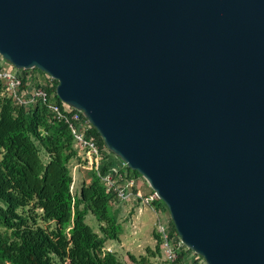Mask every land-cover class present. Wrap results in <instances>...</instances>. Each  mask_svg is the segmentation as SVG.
Returning <instances> with one entry per match:
<instances>
[{
  "label": "water",
  "instance_id": "water-1",
  "mask_svg": "<svg viewBox=\"0 0 264 264\" xmlns=\"http://www.w3.org/2000/svg\"><path fill=\"white\" fill-rule=\"evenodd\" d=\"M0 55L57 82L207 264H264V0H0Z\"/></svg>",
  "mask_w": 264,
  "mask_h": 264
},
{
  "label": "trees",
  "instance_id": "trees-1",
  "mask_svg": "<svg viewBox=\"0 0 264 264\" xmlns=\"http://www.w3.org/2000/svg\"><path fill=\"white\" fill-rule=\"evenodd\" d=\"M18 71L28 100L29 89L41 86L34 76L43 79L45 73L37 68ZM56 84L46 90L63 108ZM91 134L100 147V166L89 172L90 183L74 191L70 164L82 160L69 125L41 101L17 104L0 81V264H160L157 259L164 254L157 227L156 247L139 256L128 252L131 263L108 250L107 243L119 242L123 234L117 206L122 201L102 179L115 175L124 184L142 176L123 167L93 127ZM152 207L164 220L166 205L157 200ZM90 213L98 231L86 222ZM168 225L171 234H177L171 219ZM189 252H179V264H190Z\"/></svg>",
  "mask_w": 264,
  "mask_h": 264
},
{
  "label": "built area",
  "instance_id": "built-area-1",
  "mask_svg": "<svg viewBox=\"0 0 264 264\" xmlns=\"http://www.w3.org/2000/svg\"><path fill=\"white\" fill-rule=\"evenodd\" d=\"M0 65V81L3 82L5 86V92L9 96H11L17 104L36 103L38 101H41L43 104H45L49 112H51L58 120H62L69 125L75 138L76 147L78 149L85 150L84 152L86 153V156L91 160L93 169L98 171L100 166L101 154L98 141L96 140V137L91 134V128L93 126L81 111L65 103L64 107L62 108L58 103L53 102L50 98V94L46 90L47 86L53 87L56 83L58 84V82L47 73H45L43 79L37 73L38 75L34 77L37 78L36 80L41 86L31 87L29 89L31 93L27 94L29 97H27L28 100H26L25 95L27 91L21 90V73L15 67L14 68L16 69V71H13L11 68L12 65L9 64V62H7L1 55ZM122 166L125 167L127 165L123 162ZM115 172L117 173L116 170ZM102 180L106 184L108 189L113 194H115L122 202L141 200L140 202L142 204L153 208V202L159 200L157 194L154 191H152V193L148 196L143 195L137 188L135 180H128L127 182L125 181V183L122 184V182H119L118 178H116L115 175H109L107 177H104ZM156 214V227L158 232L162 235L164 259L167 264H179V252L182 250H187L188 248L184 245L178 233L171 234V229L170 227H168L169 225L162 220L157 212ZM189 253L191 254V258L188 254L190 264H207L205 260L198 254L194 253L191 250Z\"/></svg>",
  "mask_w": 264,
  "mask_h": 264
},
{
  "label": "rangeland",
  "instance_id": "rangeland-1",
  "mask_svg": "<svg viewBox=\"0 0 264 264\" xmlns=\"http://www.w3.org/2000/svg\"><path fill=\"white\" fill-rule=\"evenodd\" d=\"M11 68L13 71H16L13 66ZM78 151L80 160L82 161L77 162V160H74L70 164L74 191H77V188L81 186L80 181L85 180L89 176V172L93 170V165L91 160L86 156L85 150L78 149ZM135 183L143 195L148 196L152 193V189L143 177H139ZM137 202L138 200H133L117 204L121 209L120 216L123 224V234L119 242H108L106 245L108 250L116 251L122 259H126L127 261H129L128 252L139 256L145 254L148 247L155 248L157 244L154 239L157 222L156 211L145 204H138ZM162 212L161 215L164 218L162 220L166 224H169V220L171 219L169 211ZM86 222L96 231L99 230V223L93 214L90 213L87 215ZM188 254L191 258V254ZM157 261L160 264L163 263L165 261L164 255L163 258L161 257Z\"/></svg>",
  "mask_w": 264,
  "mask_h": 264
},
{
  "label": "crops",
  "instance_id": "crops-1",
  "mask_svg": "<svg viewBox=\"0 0 264 264\" xmlns=\"http://www.w3.org/2000/svg\"><path fill=\"white\" fill-rule=\"evenodd\" d=\"M90 181H91V179H90V177L88 176V177H86L85 178V180L83 179V180H81L80 181V184H82L83 182H85V183H90ZM80 188V186L77 188V189H79ZM114 251V250H113Z\"/></svg>",
  "mask_w": 264,
  "mask_h": 264
}]
</instances>
